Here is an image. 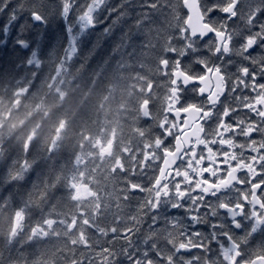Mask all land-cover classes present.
Returning a JSON list of instances; mask_svg holds the SVG:
<instances>
[{
	"label": "snow or ice",
	"instance_id": "1",
	"mask_svg": "<svg viewBox=\"0 0 264 264\" xmlns=\"http://www.w3.org/2000/svg\"><path fill=\"white\" fill-rule=\"evenodd\" d=\"M55 17L68 34L65 61L77 56L85 32L108 19L104 35L115 42L98 68L114 65L141 86L155 134L139 130L146 142L112 162V191H91L87 203L76 176L36 172L51 149L45 156L29 144H0V189L14 186L0 198V218L7 213L0 264H264V0H0V49L27 50L0 75L34 70L45 59L39 49ZM189 56L200 71L185 66ZM149 72L168 81L157 111ZM226 93L233 102L218 109ZM150 169L147 183L134 178ZM58 185L61 199L75 202L66 210L53 203Z\"/></svg>",
	"mask_w": 264,
	"mask_h": 264
},
{
	"label": "trees",
	"instance_id": "2",
	"mask_svg": "<svg viewBox=\"0 0 264 264\" xmlns=\"http://www.w3.org/2000/svg\"><path fill=\"white\" fill-rule=\"evenodd\" d=\"M43 2L54 6L57 0ZM108 22L105 18L103 23L85 32L80 37L77 56L65 61L63 49L67 47L68 34L64 30L65 21L55 17L51 20L39 49V55L45 59L34 70L15 72L13 76L11 73L0 75V110L3 108V112H0V144L13 149L29 144L34 154L45 156V150L51 149L52 159L40 161L37 173H51L54 169L61 168L63 175L69 180L76 176L87 184L92 181L101 193L112 191V187L107 184L111 180L114 158H98L93 143L96 140L106 143L111 138L115 139L116 150H121L122 153L124 147L135 149L138 145L142 146L146 138L140 136L139 130L149 128L146 125L149 123L140 118L139 110L136 113L142 124L131 114L133 105L135 109H139L143 97L141 86L127 80L114 65L107 66L103 72L98 68L104 60L110 58L115 42L114 36L104 35L103 30ZM73 23H76L75 20ZM74 31H78V27ZM40 32H45L43 27ZM116 35H119V30ZM26 51L15 50L14 43H9L6 48L0 49V68H7L6 63L10 59L13 63L8 66L14 68L27 58ZM84 57L87 59L84 60ZM192 59L190 58L189 67L198 71L197 67L200 66L192 63ZM58 67L62 69L56 77ZM148 74L152 76L155 88L163 76L153 75L151 72ZM22 88L27 90L24 95L19 94ZM226 95L225 103H232L231 96ZM17 98L19 103L14 105ZM6 113H9L7 118L4 117ZM243 114L242 112L241 115ZM58 187L60 191L53 203L57 204V210L60 207L66 210L75 202L61 199L66 197V192L62 186ZM13 189L14 186L11 185L0 189V198L8 196ZM19 200L17 195L16 201ZM112 211H116L115 204L112 205ZM31 215L34 224L39 218V212L33 210ZM6 229L7 213L0 218V232ZM110 238L111 234L109 237H101L100 243L103 244Z\"/></svg>",
	"mask_w": 264,
	"mask_h": 264
},
{
	"label": "flooded vegetation",
	"instance_id": "3",
	"mask_svg": "<svg viewBox=\"0 0 264 264\" xmlns=\"http://www.w3.org/2000/svg\"><path fill=\"white\" fill-rule=\"evenodd\" d=\"M156 89H157V88H155V91H156ZM222 192H223V191H222ZM224 195H229V193L227 192V190H226V193H224ZM230 195H235V194H234V193H231ZM201 229H202L201 231L206 232V231H207V226L202 225V228H201ZM261 239H262V237H260L259 235H257L255 243H259ZM214 244H215V243L213 242V244H212V248H213V249H216V248H217V245H214ZM192 251H193L194 253H198V252H200L201 250H199V249H192ZM209 255H210V253H209Z\"/></svg>",
	"mask_w": 264,
	"mask_h": 264
},
{
	"label": "bare ground",
	"instance_id": "4",
	"mask_svg": "<svg viewBox=\"0 0 264 264\" xmlns=\"http://www.w3.org/2000/svg\"><path fill=\"white\" fill-rule=\"evenodd\" d=\"M58 29V28H57ZM48 32V31H47ZM52 32V31H51ZM10 63H13V61L10 59L7 63H6V66H7V68H9L10 66H8ZM12 67V66H11ZM20 73V72H19ZM11 75L13 76V75H15V72H11ZM17 79V78H16ZM15 79V80H16ZM9 82V81H8ZM17 82V81H16ZM68 82V81H67ZM14 84V83H13ZM60 84H61V81H60ZM21 85V84H20ZM64 85H66V84H64ZM3 88V87H2ZM64 88V87H63ZM7 92V91H6ZM16 92H17V90H16ZM37 96V95H36ZM38 97V96H37ZM28 110V109H27ZM26 110V112H28ZM37 116V115H36ZM30 117V116H29ZM97 185V184H96ZM12 186V185H11ZM98 189V188H97ZM109 189V188H108ZM100 190V189H99ZM8 191V190H7ZM111 191V190H110Z\"/></svg>",
	"mask_w": 264,
	"mask_h": 264
},
{
	"label": "water",
	"instance_id": "5",
	"mask_svg": "<svg viewBox=\"0 0 264 264\" xmlns=\"http://www.w3.org/2000/svg\"><path fill=\"white\" fill-rule=\"evenodd\" d=\"M193 22H195V17H194V20H193Z\"/></svg>",
	"mask_w": 264,
	"mask_h": 264
},
{
	"label": "rangeland",
	"instance_id": "6",
	"mask_svg": "<svg viewBox=\"0 0 264 264\" xmlns=\"http://www.w3.org/2000/svg\"><path fill=\"white\" fill-rule=\"evenodd\" d=\"M103 152H106L105 150H103Z\"/></svg>",
	"mask_w": 264,
	"mask_h": 264
}]
</instances>
